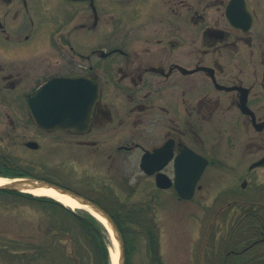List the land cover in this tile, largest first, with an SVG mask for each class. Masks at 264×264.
<instances>
[{
    "label": "flooded vegetation",
    "instance_id": "1",
    "mask_svg": "<svg viewBox=\"0 0 264 264\" xmlns=\"http://www.w3.org/2000/svg\"><path fill=\"white\" fill-rule=\"evenodd\" d=\"M57 77L84 79L66 108L40 92L39 122L70 121L47 128L28 98ZM54 144L59 161L77 147L140 166L149 151L157 189L188 154L208 161L197 186L207 170L239 173L243 190L264 178V0H0V174Z\"/></svg>",
    "mask_w": 264,
    "mask_h": 264
},
{
    "label": "rangeland",
    "instance_id": "2",
    "mask_svg": "<svg viewBox=\"0 0 264 264\" xmlns=\"http://www.w3.org/2000/svg\"><path fill=\"white\" fill-rule=\"evenodd\" d=\"M27 136H31L29 131ZM52 147L42 161L40 152L20 149L8 162L21 164L22 171L30 177L86 192L100 199L107 209H119L123 215H131L134 223L129 234L134 238V245L129 264H150L145 231L135 224L141 218H147L155 228L158 255L163 264H234V261L254 264L250 261L252 254L246 258L248 262L242 263L231 253L235 240L231 228L243 208L252 205L254 200L256 209L264 217L262 176L243 190L239 173L207 170L194 198L179 201L172 189L156 188L151 177L140 169L139 156L135 154L121 152L114 162L108 155L86 153L75 147L69 158L59 161L56 155L64 148L55 144ZM0 159L6 161V158ZM42 162L48 166L44 167ZM235 198L238 202H228ZM73 210L83 216L87 213L83 208ZM97 227L104 244H108L112 262L115 242L120 256L119 243L104 225ZM83 232L74 217L61 207L0 193V264H73L80 248L86 256L92 246L99 248L98 241L83 237ZM259 247L258 254L264 257V242ZM127 259L124 246L125 264Z\"/></svg>",
    "mask_w": 264,
    "mask_h": 264
},
{
    "label": "trees",
    "instance_id": "3",
    "mask_svg": "<svg viewBox=\"0 0 264 264\" xmlns=\"http://www.w3.org/2000/svg\"><path fill=\"white\" fill-rule=\"evenodd\" d=\"M6 174L25 175L27 173L24 171H14L7 172ZM0 193L18 195L28 201L36 202L40 205H52L63 208L74 217L75 223L83 229V237L89 236V238L98 241L97 243H99V248L97 246H92L91 251L87 253V256L81 253L80 248L78 250V257L74 259L76 262L73 264H111L108 247L104 244L100 233L94 226H100V223L92 215L88 213H86L85 216L77 214L49 197L34 196L29 193L14 192L10 190H0ZM253 205L254 204L243 208V212L236 219L234 226L231 228L233 235H235V240L231 244V253L242 263L243 261H247L246 258L249 257L248 255L252 254L253 256H251L250 261L257 264L260 261L264 262V257H261L260 254H258L260 249L259 246L263 244L262 240L264 239V217L263 215H260L261 213L256 209V205ZM107 211L122 231L124 246L128 258L126 263L129 264V257L134 245V238L131 237L129 233L132 231L131 228L134 220L129 214L123 215L119 209L117 211L107 209ZM135 224H137V228L145 231L147 247L150 255V264H163L158 255V239L153 224L147 218L138 219ZM76 237H78V235H76ZM237 263L238 262L234 261V264Z\"/></svg>",
    "mask_w": 264,
    "mask_h": 264
},
{
    "label": "water",
    "instance_id": "4",
    "mask_svg": "<svg viewBox=\"0 0 264 264\" xmlns=\"http://www.w3.org/2000/svg\"><path fill=\"white\" fill-rule=\"evenodd\" d=\"M86 82H89L90 85L92 86V90H90L91 106H92V103H93L94 97H95L94 89H95V86L97 88V84L92 80H90V81L87 80ZM75 83H83V79L69 78V77L56 78V79H53V80L49 81L48 83H46L43 86L42 90L46 92L50 89H53L54 93L57 95L56 99H57L59 105L60 106L64 105L63 108H66L68 105V102L71 99V95H72V87L71 86H72V84H75ZM97 90H98V88H97ZM38 98H39V91L33 93L29 97V100H28V106H29L31 116L36 120H38L37 119V112H39L37 110V102H36ZM62 102L64 104H62ZM45 125L47 126L46 121L44 122V126ZM50 125L47 127L54 126V124L52 125L51 123H50ZM55 126L69 127L70 125H68V122H66V121H57L55 123ZM29 144L35 146L34 142H31ZM149 155L150 154L144 155L143 162L141 165L142 168L148 173L152 172L146 166ZM206 164H207V160L205 158H202V162L198 163V170L196 172L197 174L193 178H191V176L189 175L190 169L188 166H185L181 173H180L181 170L179 169V167H177V178L175 181V188H176V190H177V192L181 198L191 199L193 197L194 192H195L196 181H197V179L200 178ZM185 180H187V181L184 182ZM159 184L162 187H167L171 184V182L160 183V181H159ZM39 187H52L61 193L68 194V195L72 196L73 198L77 199L78 201L82 202L84 205L89 206L91 208L90 210H92V211H90V210L89 211L94 216H95V214L102 216L107 221V223L109 224L110 228L112 229V231L114 233L115 238L117 239V241L119 243L120 256H119L118 264H124V242H123L122 234H121L116 222L110 216V214L104 208H102L100 205L95 203L94 201H92V200H90V199H88L82 195H79V194L71 191L70 189H67V188L62 187L58 184H55L53 182H50V181H47L44 179H39V178H32V177H23L20 179H18V178L9 179V181L7 183L0 185V190H12V191H17V192L31 193L27 190L32 189V188H39Z\"/></svg>",
    "mask_w": 264,
    "mask_h": 264
},
{
    "label": "bare ground",
    "instance_id": "5",
    "mask_svg": "<svg viewBox=\"0 0 264 264\" xmlns=\"http://www.w3.org/2000/svg\"><path fill=\"white\" fill-rule=\"evenodd\" d=\"M8 181H9L8 178L0 177V185L5 184ZM27 191L31 192L34 195H38V196L52 197V198L56 199L57 201L63 203L65 206L70 207L72 209H77V208H86L88 210L91 209L89 206L84 205L82 202L78 201L77 199L73 198L72 196H70L68 194L61 193L52 187L32 188V189H28ZM90 211H92V210H90ZM95 217L97 219H99V221H101L105 225V227H107V229L110 232H113L112 229L110 228L109 224L107 223V221L102 216L95 214ZM116 245L117 244L115 242V245H114L115 250L113 249L111 252L113 264H118L119 254H118Z\"/></svg>",
    "mask_w": 264,
    "mask_h": 264
}]
</instances>
